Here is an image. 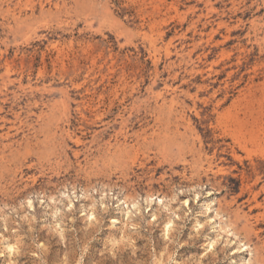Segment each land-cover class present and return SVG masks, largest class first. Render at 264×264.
Listing matches in <instances>:
<instances>
[{
  "label": "rangeland",
  "instance_id": "374dc122",
  "mask_svg": "<svg viewBox=\"0 0 264 264\" xmlns=\"http://www.w3.org/2000/svg\"><path fill=\"white\" fill-rule=\"evenodd\" d=\"M263 198L264 0H0V264H264Z\"/></svg>",
  "mask_w": 264,
  "mask_h": 264
},
{
  "label": "bare ground",
  "instance_id": "6f19581e",
  "mask_svg": "<svg viewBox=\"0 0 264 264\" xmlns=\"http://www.w3.org/2000/svg\"><path fill=\"white\" fill-rule=\"evenodd\" d=\"M2 137V136H1ZM257 194V193H256ZM258 196V195H257ZM251 198V197H250ZM248 200V199H247ZM255 200V199H254ZM263 200V202H264V198L262 199ZM249 201H250V199H249ZM253 201V200H252ZM255 202V201H254ZM257 202V201H256ZM259 203V202H258ZM260 204V203H259ZM263 205V204H262ZM263 212V211H262ZM264 215V214H263ZM255 218V217H254ZM262 219V218H261ZM257 221H258V219H257Z\"/></svg>",
  "mask_w": 264,
  "mask_h": 264
}]
</instances>
